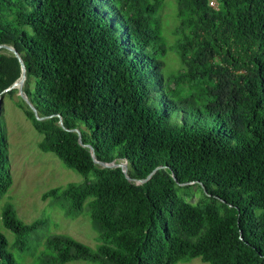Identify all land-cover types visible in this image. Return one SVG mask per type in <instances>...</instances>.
<instances>
[{"label":"trees","instance_id":"obj_1","mask_svg":"<svg viewBox=\"0 0 264 264\" xmlns=\"http://www.w3.org/2000/svg\"><path fill=\"white\" fill-rule=\"evenodd\" d=\"M167 1L0 0V95L22 79L10 47L45 118L20 98L40 149L86 177L44 199L88 205L101 235L97 248L55 235L43 263L264 264V0H175L173 47ZM1 124L0 198L13 185ZM1 218L22 251L44 225L11 204ZM0 264H18L1 231Z\"/></svg>","mask_w":264,"mask_h":264},{"label":"rangeland","instance_id":"obj_2","mask_svg":"<svg viewBox=\"0 0 264 264\" xmlns=\"http://www.w3.org/2000/svg\"><path fill=\"white\" fill-rule=\"evenodd\" d=\"M175 12V0H168L163 9L162 22L170 47H173L175 39L173 34ZM166 62L171 70H177L182 66L179 57L171 48ZM20 98L19 91L12 95L8 93L0 95L1 129L6 136L9 170L13 177L12 187L0 198V231L9 239L10 251L18 264H41L43 263L41 260L50 263V258L42 257L41 254L49 238L55 235H69L92 248H97L101 243V235L91 220L88 205H85L80 213H74L64 199L53 197L44 199V195L53 189L84 183L86 177L66 167L54 153H45L40 149L43 135L35 130L24 110L20 108ZM183 192L184 188L178 189L180 196H183ZM200 199L201 195L196 193L189 201L197 203ZM7 204L12 205L18 218L26 224L44 222V225L28 235V247L23 251L15 245L19 237L8 230L2 222L1 211ZM67 264L98 263L77 260ZM178 264L205 263L200 258H195L187 262L180 261Z\"/></svg>","mask_w":264,"mask_h":264},{"label":"water","instance_id":"obj_3","mask_svg":"<svg viewBox=\"0 0 264 264\" xmlns=\"http://www.w3.org/2000/svg\"><path fill=\"white\" fill-rule=\"evenodd\" d=\"M1 48V47H0ZM8 49L10 50V51H12V52H14L15 53V55H16V57L20 60V62H21V65H22V79L18 82V83H16V84H14L11 88H9V89H7V90H5L3 93H8V92H10L11 90H13V89H15V88H19V92H20V97L30 106V108L34 111V113H35V115H36V117L39 119V120H43V119H45V118H42V117H40L39 116V113H38V111H37V109L32 105V103L28 100V98L26 97V95L24 94V90H23V88H24V83H25V80H26V67H25V64H24V62L22 61V59L20 58V55L18 54V52L15 50V49H13V48H10V47H8ZM60 123L62 124V126H63V121H62V119L60 120ZM78 134H79V137H80V142H81V144H83V142H82V135H81V133H80V131H78V130H75ZM90 149H91V151H92V155H93V158H94V160H95V162L97 163V164H99L100 166H102V167H104V168H122L123 169V171H124V173H125V175L127 176V178L130 180V181H132V179L129 177V175H128V165H127V163H116V162H113V163H104V162H101V161H98L97 159H96V155H95V152H94V149L91 147V146H88ZM160 168H162V167H160ZM160 168H157L146 180H137V183L138 184H141V183H144V182H146V181H148L149 179H151L152 177H153V175L160 169ZM174 179L176 180V177H174ZM182 185H186V184H182Z\"/></svg>","mask_w":264,"mask_h":264},{"label":"built area","instance_id":"obj_4","mask_svg":"<svg viewBox=\"0 0 264 264\" xmlns=\"http://www.w3.org/2000/svg\"><path fill=\"white\" fill-rule=\"evenodd\" d=\"M211 6H215V2H211Z\"/></svg>","mask_w":264,"mask_h":264}]
</instances>
